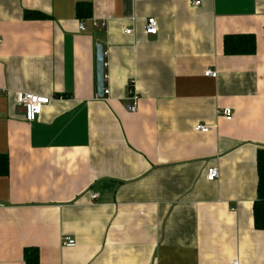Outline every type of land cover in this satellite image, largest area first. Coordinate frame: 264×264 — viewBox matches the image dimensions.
<instances>
[{"label":"crops","instance_id":"1","mask_svg":"<svg viewBox=\"0 0 264 264\" xmlns=\"http://www.w3.org/2000/svg\"><path fill=\"white\" fill-rule=\"evenodd\" d=\"M0 39V264H264V0H0ZM20 92L53 99L30 123Z\"/></svg>","mask_w":264,"mask_h":264},{"label":"built area","instance_id":"2","mask_svg":"<svg viewBox=\"0 0 264 264\" xmlns=\"http://www.w3.org/2000/svg\"><path fill=\"white\" fill-rule=\"evenodd\" d=\"M200 2L201 1H196V4H200ZM95 24L97 25L96 22ZM84 27H85L84 23H81L80 29L83 30ZM144 29H145V33L148 36L157 35L159 32L157 19L154 17H150V19L147 20ZM125 30H126V33L133 34L132 29L126 28ZM1 43H2V40L0 39V44ZM106 65L107 64L105 63V67ZM205 72H206V76L210 78L211 77L216 78L218 76V72L212 69L207 70ZM109 91H110L109 89H105L104 93L108 94ZM138 98L139 96L133 91H131V95L129 98L131 100V104L129 105V111L132 113H136L138 111ZM52 99H53L52 97H45V96H42L36 93L33 94V93H28V92H20V93H17V96H16L17 104L19 106H22L24 110L25 120L30 123L35 122L37 117L42 113V110L44 109V107L47 106L52 101ZM222 115L228 118L229 120H231L233 117L232 109L227 107L226 109L222 110ZM210 130H211V127L205 124H197V126L195 127V131L209 132ZM207 175H208L209 181H214L218 179L220 177L219 168L216 166L209 168L207 170ZM96 196H98L97 193L93 195L94 198H96ZM0 206H2L1 202H0ZM63 238L64 239L62 241V244L64 247L68 248V247L77 246V241L73 237L65 236ZM232 264H240V263L237 259H235L232 261Z\"/></svg>","mask_w":264,"mask_h":264},{"label":"trees","instance_id":"3","mask_svg":"<svg viewBox=\"0 0 264 264\" xmlns=\"http://www.w3.org/2000/svg\"><path fill=\"white\" fill-rule=\"evenodd\" d=\"M86 7L84 4H79L77 11L82 16L90 15L91 6L88 4ZM86 7V8H85ZM85 8V12L83 11ZM225 53L227 55H240L249 54L253 55L256 51V41L253 36L239 35V36H226ZM258 199L255 202L254 218L255 227L257 230H264V151L258 153ZM0 175L6 174L8 171V159L0 157ZM26 264H39V253L37 248H26L25 251Z\"/></svg>","mask_w":264,"mask_h":264},{"label":"water","instance_id":"4","mask_svg":"<svg viewBox=\"0 0 264 264\" xmlns=\"http://www.w3.org/2000/svg\"><path fill=\"white\" fill-rule=\"evenodd\" d=\"M97 89L98 93L100 96L104 95V83H105V74H104V69H105V60H104V51H103V46L98 45L97 48Z\"/></svg>","mask_w":264,"mask_h":264}]
</instances>
